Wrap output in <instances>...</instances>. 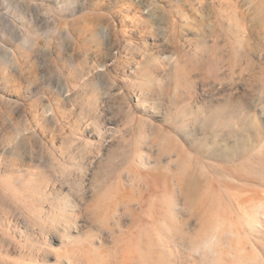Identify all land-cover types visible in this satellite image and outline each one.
I'll use <instances>...</instances> for the list:
<instances>
[{"label": "rangeland", "instance_id": "rangeland-1", "mask_svg": "<svg viewBox=\"0 0 264 264\" xmlns=\"http://www.w3.org/2000/svg\"><path fill=\"white\" fill-rule=\"evenodd\" d=\"M0 264H264V0H0Z\"/></svg>", "mask_w": 264, "mask_h": 264}]
</instances>
